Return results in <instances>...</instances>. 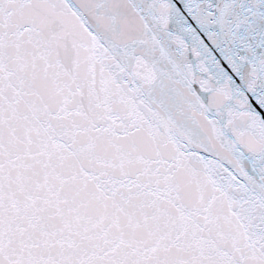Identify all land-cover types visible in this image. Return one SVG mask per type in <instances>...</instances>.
Listing matches in <instances>:
<instances>
[{
    "label": "snow or ice",
    "instance_id": "6c2138e0",
    "mask_svg": "<svg viewBox=\"0 0 264 264\" xmlns=\"http://www.w3.org/2000/svg\"><path fill=\"white\" fill-rule=\"evenodd\" d=\"M0 264H264V0H0Z\"/></svg>",
    "mask_w": 264,
    "mask_h": 264
}]
</instances>
